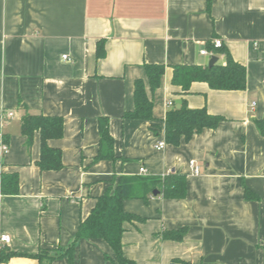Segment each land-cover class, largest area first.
<instances>
[{
  "label": "crops",
  "instance_id": "obj_1",
  "mask_svg": "<svg viewBox=\"0 0 264 264\" xmlns=\"http://www.w3.org/2000/svg\"><path fill=\"white\" fill-rule=\"evenodd\" d=\"M247 70L244 90L212 89L194 82L189 94L172 83L177 64L208 65L212 41ZM99 45L105 54L98 55ZM64 55L67 58H64ZM217 63L226 56L216 53ZM146 63L165 64L152 91ZM143 79L154 120L125 118L135 106V81ZM206 107L226 119L179 145L166 142L172 101ZM14 111L4 127L10 151L3 172H18L20 190L0 194V236L11 251L68 247L81 219L120 175H186L184 198L162 194L127 199L124 209L146 218L126 222L124 255L133 264H264V0H0V114ZM64 119V134L49 144L62 150L63 167L42 170L41 134L31 144L22 132L27 112ZM109 119L116 159L94 161L101 145L99 120ZM161 140L163 149L156 147ZM201 167L195 174L191 161ZM249 188L254 198H247ZM186 226L181 241L164 230ZM1 249V248H0ZM101 238H83L76 264H117ZM0 264H39L15 256ZM51 264H70L67 256Z\"/></svg>",
  "mask_w": 264,
  "mask_h": 264
},
{
  "label": "trees",
  "instance_id": "obj_2",
  "mask_svg": "<svg viewBox=\"0 0 264 264\" xmlns=\"http://www.w3.org/2000/svg\"><path fill=\"white\" fill-rule=\"evenodd\" d=\"M208 1L211 9L212 1ZM99 57L105 54L102 45L98 49ZM226 56V62L216 63L214 66L202 64H177L173 66L172 83L181 88V94H189L194 82H206L212 89L244 90L247 87L246 66L236 61L230 51L224 46L216 50ZM145 69L150 89L155 91L161 86L162 77L166 71L165 64L146 63ZM135 106L124 114L125 118L154 120V103L147 93L146 83L143 79L135 81ZM226 118L222 115L212 114L206 107L191 108L187 100H181L180 107L175 104L168 110L165 118V139L173 145H179L183 139L190 141L192 137L207 128H216ZM256 124L264 135V117L258 119ZM101 145L94 161L102 159H116L114 150V137L110 131L109 119L101 117L99 120ZM40 132L42 146L41 157L37 165L42 170H59L63 167L62 150L52 147L49 141L59 139L64 134V119L57 115L34 114L27 112L22 118V132L27 137L28 144L32 143L35 132ZM0 159V191L5 195L19 193L20 182L18 172L1 171ZM113 185L97 198V203L90 215L81 219L76 236L68 247L40 248L37 254H23L11 251L2 246L0 249V262H8L15 256H29L39 261V264H51L54 260L67 256L70 264L75 262V248L83 238H101L105 240L115 253L114 261L117 264H133L123 252L122 236L126 222H143L146 218L129 213L124 209L127 199H143L148 201L158 190L166 198H184L187 194V177L183 174L169 172L164 176L151 175H120L116 186ZM247 198H254L249 188H246ZM188 231L186 226L175 230H164L162 237L181 241ZM172 264H191L190 261L174 258Z\"/></svg>",
  "mask_w": 264,
  "mask_h": 264
},
{
  "label": "built area",
  "instance_id": "obj_3",
  "mask_svg": "<svg viewBox=\"0 0 264 264\" xmlns=\"http://www.w3.org/2000/svg\"><path fill=\"white\" fill-rule=\"evenodd\" d=\"M213 50L209 49H202L201 53L205 55L215 56L216 50L223 47V40L221 38H215L212 41ZM64 58H67L66 55H64ZM169 107H173L174 103L172 101L168 102ZM15 118V112L14 111H5L0 114V159L3 158L5 155H7L10 151V145L9 142L5 136L4 133V127L7 125L8 121ZM166 146V142L164 140H161L157 143L156 147L158 149H163ZM191 166L193 167V172L195 174L201 173V167L197 164L195 160H192ZM140 173L142 175H148V170L145 166L140 167ZM1 194V191H0ZM11 242V236L8 234H4L0 236V248L3 246V244H8Z\"/></svg>",
  "mask_w": 264,
  "mask_h": 264
},
{
  "label": "water",
  "instance_id": "obj_4",
  "mask_svg": "<svg viewBox=\"0 0 264 264\" xmlns=\"http://www.w3.org/2000/svg\"><path fill=\"white\" fill-rule=\"evenodd\" d=\"M218 60H219V57H218V56H216V55H215V56H212L211 59H210V61H209V63H208V66H209V67L214 66V65L218 62ZM177 107H180V104L177 105ZM159 193H160V192H159L158 190H155V191H154V195H155V196H157Z\"/></svg>",
  "mask_w": 264,
  "mask_h": 264
}]
</instances>
